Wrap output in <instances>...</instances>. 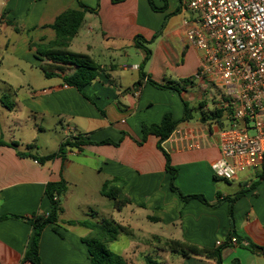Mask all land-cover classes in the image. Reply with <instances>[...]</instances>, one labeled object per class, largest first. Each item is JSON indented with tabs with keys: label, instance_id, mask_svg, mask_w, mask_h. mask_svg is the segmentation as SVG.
I'll return each instance as SVG.
<instances>
[{
	"label": "crops",
	"instance_id": "1",
	"mask_svg": "<svg viewBox=\"0 0 264 264\" xmlns=\"http://www.w3.org/2000/svg\"><path fill=\"white\" fill-rule=\"evenodd\" d=\"M152 1L159 10H152L148 0L116 4L112 0H81L84 6H98V10L85 14L70 44L69 49L73 50L69 51L87 55L102 69L82 89V94L62 82V77L74 71L70 66L51 78L42 74L44 88L25 91L24 86H30L36 77L32 73L26 78L22 68L16 75L5 70L6 56L1 53L0 138L15 146H0V217L47 214L50 204L44 195L45 185L63 179L66 193H73L72 177L81 180L86 171L102 179L97 190L101 197L103 184L108 182V189H120L118 199H129L130 203L118 211L110 200V222L126 228L129 234H119L106 243L107 246L125 236L127 245L119 255L128 264H144L146 256L160 264H215L202 253L171 254L164 242L177 241L208 252L231 232L237 245L222 250V264H232L234 260L239 264H264V254L255 253L256 248L264 249V179L258 180L260 170L244 171L229 181L214 177L211 171V164L219 158L218 132L223 126L217 101L209 109L203 92L193 93L185 87L181 97L188 104L194 99L199 116L180 123L162 144L171 165L178 170L175 186L185 195H202L212 207L197 200L184 203L169 190V174L155 136L149 135L138 144L142 140V124H159L167 113L174 121L183 116L179 96L153 87L148 79L159 84L191 80L200 63V53L185 41L184 21L191 22L195 16L184 1ZM68 9L81 10L76 0H0V50L7 53L10 38H14L24 54L22 58L9 55L10 60L23 59L38 70L50 65L36 47L55 39L49 27ZM6 22L15 23L20 31L15 32ZM163 23L161 34L153 40ZM137 36L151 42V58L143 70L144 77L140 75V65L145 52L135 46ZM12 54L18 53L15 50ZM199 88L202 90L201 85ZM3 96L12 103V110L1 103ZM214 110L221 113L219 118L205 115V120H200L201 111ZM74 136L94 143L110 140L118 145H84L81 150H67L63 159L38 162ZM241 191L246 194L233 204L232 231L227 199ZM64 196L56 224L47 226L41 234V264H89L83 239L91 231L79 223L99 222L62 220L67 202ZM147 223L156 225L157 230L150 231ZM76 227L86 229L88 234L71 230ZM31 234V226L25 220L0 221V264H28L21 261Z\"/></svg>",
	"mask_w": 264,
	"mask_h": 264
},
{
	"label": "built area",
	"instance_id": "2",
	"mask_svg": "<svg viewBox=\"0 0 264 264\" xmlns=\"http://www.w3.org/2000/svg\"><path fill=\"white\" fill-rule=\"evenodd\" d=\"M183 1L195 16L184 21L185 41L200 53L193 78L225 90L216 104L223 126L211 171L229 181L264 162V0Z\"/></svg>",
	"mask_w": 264,
	"mask_h": 264
},
{
	"label": "trees",
	"instance_id": "3",
	"mask_svg": "<svg viewBox=\"0 0 264 264\" xmlns=\"http://www.w3.org/2000/svg\"><path fill=\"white\" fill-rule=\"evenodd\" d=\"M81 10H65L59 14L50 29L55 33V39L48 43L47 45L36 47L37 53L42 56V58L50 61V65H42L40 70L44 77L51 78L56 76L55 72H64L65 67L73 68V72L70 75L62 77V82L68 87L75 88L79 93L82 94V89L91 84L97 77L98 73L101 72V68L96 64L90 57L84 54L74 53L69 51L70 44L75 36L78 34L86 13H93L98 10L96 8L91 9L84 6L81 0H76ZM124 0H112L113 3H120ZM148 3L152 10L157 11V9L152 0H148ZM6 25L13 28L15 32H19L20 28L13 22H6ZM165 23H163L162 28L159 32L153 37V40L156 39L162 32ZM151 42H146L142 37L137 36L134 38V44L136 47L141 48L145 52V57L140 65V75L144 77L143 72L145 66L148 64L151 58V51L148 48V45ZM148 83L153 87L161 90H168L175 92L181 101L183 108V116L179 121H174L171 114H164L159 124L146 125L142 124L141 134L142 140L138 142L141 145L149 135H153L157 138L156 147L163 154L165 159V171L169 174L168 186L169 190L175 194L182 202L186 203L190 200H197L202 204L212 207L208 204L206 199L202 195H185L183 194L176 186L175 180L178 175V170L171 165L170 156L165 152L162 147V144L172 135L176 130L177 126L182 122H189L192 120L191 108L189 104L185 102L181 97V92L185 90V87L191 83V80H182L174 83L159 84L155 83L152 80L148 79ZM1 103L8 109L12 110L13 105L8 101L6 96L1 98ZM203 105H200L201 109ZM219 111H201L200 120L203 121L204 116L208 115L209 118H219ZM84 145H113L117 146V143H114L110 140H104L98 143L90 142L84 140L82 136L68 137L63 141L58 150L50 155L44 156L38 159L39 163L51 162L57 158H64L66 151L71 150H81ZM0 146H10L14 147V143H6L0 138ZM264 179V162L261 165V170L258 176V180ZM108 182H104L101 194L112 201L115 210H121L125 205L129 204V199H118L120 193L119 188L111 187L108 189ZM254 187V184L252 185ZM66 193V184L63 179L59 182L52 183L49 182L45 185L44 195L49 201L50 210L47 214L45 213H34L30 218H22L14 215H4L0 217V221L6 219H15V220H25L29 223L32 229L31 237L28 241L27 247L23 253L22 263L28 264H41L39 257V241L43 230L51 225L56 224L57 216L62 211V197ZM246 191H241L236 193L233 197L228 198V218L231 225V230H234V221H233V204L241 196L245 195ZM73 224V223H70ZM81 226L86 227L91 231L90 235L83 239V242L86 244L89 264H128L127 260L119 254L113 253L108 250L106 243L113 241L117 238L119 234L128 235L129 231L110 221H101L99 223H90V222H80ZM54 232H57L56 228H52ZM234 233L231 232L225 238V241L222 245L217 246L214 250L204 252L198 251L194 248L184 246L177 241H165L164 245L166 249L175 255L185 256L187 253H199L204 254L205 258L211 259L215 264H222V250L226 247H230V240ZM255 247H251V251ZM144 264H160L157 260L146 256L144 258ZM232 264H239L237 260H234Z\"/></svg>",
	"mask_w": 264,
	"mask_h": 264
},
{
	"label": "rangeland",
	"instance_id": "4",
	"mask_svg": "<svg viewBox=\"0 0 264 264\" xmlns=\"http://www.w3.org/2000/svg\"><path fill=\"white\" fill-rule=\"evenodd\" d=\"M5 40L2 39L1 42H4ZM17 40L14 38H10V49L9 51L4 52V49L0 50V56L1 53L6 56V59L4 60L3 67L5 70L10 71L14 73L15 75L19 73V68H22L25 70L26 78L28 75L32 74L36 77V80L34 83H32L30 86H24V90H39L41 88H44L45 86V80L42 76V73L37 68H34L31 63L28 62L25 63L19 59L10 60L8 57L9 55H12L13 57L18 56V58H22L21 56L24 54V49L16 46ZM13 45V46H12ZM16 46V47H15ZM38 47V46H37ZM13 48V49H12ZM18 53L17 55L12 54V52ZM73 50V49H69ZM18 64V65H16ZM199 85H201L202 90H200ZM187 87V86H186ZM0 88L2 86L0 85ZM186 89V88H185ZM188 91L197 93L199 91L203 92L206 97V103L209 109L213 108V102L219 101L225 94V90L223 88L217 87L212 83H203L201 84L198 81H195L194 78L191 79V83L188 85ZM183 92V91H182ZM8 95V93H5ZM23 94V92L21 93ZM9 96V95H8ZM10 97V96H9ZM12 100L10 97L9 100ZM193 101L190 102L189 107L191 108V114L195 118L199 116V111L197 107V103L192 99ZM196 108V109H194ZM72 126V125H71ZM27 133V130L24 131ZM261 170V167L259 168ZM102 179L97 178L95 175L91 176L88 172L85 171L84 178L81 180H77L75 177H72L73 187L71 188L73 190V193H66L64 198H67V202L65 204V214L61 216L62 220H85L90 219L95 222H101V221H110V215L112 212L111 209V201L101 197L97 190L102 184ZM146 223V222H145ZM147 228L150 231L157 230V226L147 223ZM72 231H77L78 234L86 235L88 234V231L83 228H71ZM127 245V238L125 236H120L117 241L111 242L107 244L108 250L114 253L120 254L122 250Z\"/></svg>",
	"mask_w": 264,
	"mask_h": 264
},
{
	"label": "water",
	"instance_id": "5",
	"mask_svg": "<svg viewBox=\"0 0 264 264\" xmlns=\"http://www.w3.org/2000/svg\"><path fill=\"white\" fill-rule=\"evenodd\" d=\"M255 253H257V254L263 253L264 254V249L256 248Z\"/></svg>",
	"mask_w": 264,
	"mask_h": 264
}]
</instances>
